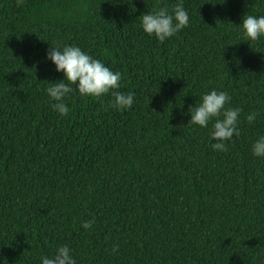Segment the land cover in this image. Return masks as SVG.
<instances>
[{"label": "trees", "instance_id": "1", "mask_svg": "<svg viewBox=\"0 0 264 264\" xmlns=\"http://www.w3.org/2000/svg\"><path fill=\"white\" fill-rule=\"evenodd\" d=\"M177 3L189 24L173 37L139 27ZM247 15H264V0H0V264H40L63 245L76 264H264V158L251 152L264 37L246 41ZM53 44L120 71L132 107L73 86L60 116L45 92L63 79ZM212 89L241 109L224 151L188 124Z\"/></svg>", "mask_w": 264, "mask_h": 264}, {"label": "clouds", "instance_id": "2", "mask_svg": "<svg viewBox=\"0 0 264 264\" xmlns=\"http://www.w3.org/2000/svg\"><path fill=\"white\" fill-rule=\"evenodd\" d=\"M18 7H23L25 0H16ZM189 24V14L182 3L175 4L171 9L168 6L158 7L140 16L139 27L150 37H155L160 43L173 37ZM246 41H257L264 37V15H247L240 23ZM46 58L55 65L57 72L63 73V79L46 87L47 96L54 100V111L60 116H66L70 109L64 102L65 98L75 92L80 97L99 98L111 92L113 97L109 107L126 110L132 107L135 94H124L118 89L121 87L122 75L120 71H113L101 60L92 57L79 46L71 44H53L46 50ZM224 91L212 89L199 96V103L190 106L189 125L209 129L211 148L224 151L226 142L233 136L239 135L238 121L240 108L226 107L230 101ZM256 113L247 115V121L252 123ZM211 122V127L209 124ZM251 152L255 157L264 158V135H260L252 144ZM92 221L82 223L84 229L92 227ZM40 264H76V260L67 245L56 247L48 254H41Z\"/></svg>", "mask_w": 264, "mask_h": 264}, {"label": "bare ground", "instance_id": "3", "mask_svg": "<svg viewBox=\"0 0 264 264\" xmlns=\"http://www.w3.org/2000/svg\"><path fill=\"white\" fill-rule=\"evenodd\" d=\"M91 4V3H90ZM65 23V22H64ZM60 27V26H59ZM84 27V26H83ZM69 29V28H68ZM111 30V29H110ZM48 34V33H47ZM30 39V38H29ZM43 46V45H42ZM45 52V51H44ZM30 155V154H29ZM21 256V255H20ZM38 258V257H37ZM32 259V258H31ZM26 261V260H25ZM181 263V262H180Z\"/></svg>", "mask_w": 264, "mask_h": 264}]
</instances>
